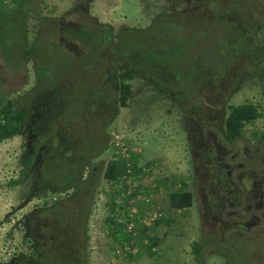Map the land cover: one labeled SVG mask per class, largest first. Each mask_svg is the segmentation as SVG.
I'll return each instance as SVG.
<instances>
[{
  "label": "rangeland",
  "instance_id": "rangeland-1",
  "mask_svg": "<svg viewBox=\"0 0 264 264\" xmlns=\"http://www.w3.org/2000/svg\"><path fill=\"white\" fill-rule=\"evenodd\" d=\"M189 1L0 0V92L16 109L31 108L29 125L0 143V264H50V255H32L36 242L25 217L56 205L66 218L87 194L72 188L48 196L45 155L29 162L41 140L36 131H43L33 126L53 98L46 89L51 77H67L57 68L68 66L63 58L78 56L62 42L64 27H144L163 14L194 13L203 0ZM219 4L228 13L197 30L174 77L170 71L159 75L169 81L167 88L137 76L128 105L118 106L110 120H99L113 146L93 159L101 173L87 214L60 234L66 248L79 254L78 264H195L196 242L202 243L205 264H264V0ZM174 55L159 60L172 67ZM97 57L91 60L95 66L77 64L80 98L101 76ZM243 103L255 104L261 116L230 143L228 106ZM68 115L80 118L77 134L89 132L90 117H77L78 110ZM50 135L57 141L54 130ZM116 152L126 158L128 174L113 182L104 178L103 167ZM182 189L193 191L194 203L174 209L169 193Z\"/></svg>",
  "mask_w": 264,
  "mask_h": 264
},
{
  "label": "trees",
  "instance_id": "trees-1",
  "mask_svg": "<svg viewBox=\"0 0 264 264\" xmlns=\"http://www.w3.org/2000/svg\"><path fill=\"white\" fill-rule=\"evenodd\" d=\"M11 1L20 2L21 0ZM208 1L210 0L201 1V5L193 10L194 13L184 11L180 14L177 12L163 14L153 19L150 25L144 27L128 25L115 31L110 24L102 23L100 32L94 29L78 30L68 24L67 27H64L67 30V35L62 42L66 47L76 51L78 56L77 58L75 56L63 58L62 60L69 62L68 66L62 63L60 64L62 69L57 68V71L67 77H51L53 85H48L46 89L52 90L53 98L48 108L45 106L47 109L43 110L41 121L38 123L43 126H39L37 123L33 126L34 129H42L43 131H36L40 133L41 140L35 142V150L29 162H35V158L40 153L42 156L45 155L42 157L43 175L48 185L43 192L45 194L49 192L48 196L55 192H67L72 188L86 190L87 194L83 198V203L84 201L87 203H81L79 206L80 202L78 204L76 202L75 211L78 208H84L82 212L86 209L87 211L82 215L81 212L74 223L80 219V216L83 217L87 214L88 204L91 202L92 194L99 182L101 170L98 169L97 163H94L93 159L113 146L111 138L106 132V126L102 127L101 124L100 127L99 120L105 118L110 120L117 113L118 106L128 105L133 93V82L137 76L154 79L155 83L162 88H167L169 81L167 84L165 76L159 75L162 72L168 73L170 71L171 76H173L172 70L179 68L178 65L183 61L182 55L187 51L188 45L195 41V34L204 25L203 23L207 20L218 19L222 15V11L224 12L223 15L228 13L229 8L221 10L222 6L219 1L222 0H214L216 2L213 5L207 4ZM194 17L204 20L201 23H186V21H192ZM1 30L2 25L0 24V38L2 36ZM174 53L178 55L173 56L174 64L172 67L164 65L159 60H167ZM95 55L99 56L97 58L102 63L101 76L80 98L77 89L79 92L82 86L78 88L80 81H78L79 75L75 70L77 71L79 66L84 68L91 64L95 66L96 64L91 61ZM78 59L81 61L78 62ZM79 94L81 96V92ZM79 99L82 102L80 101L78 104ZM74 100L77 103L76 106L73 105ZM29 108V106L24 105L22 108L16 109L14 101L4 97L0 92V143L9 137L20 134L24 127L29 125L31 115V108ZM69 110H78L77 117L81 114H84V118L90 117L87 122L90 128L89 132L85 131V135L81 132L77 134L76 127L78 125L75 127L74 124L80 118L69 119ZM260 116L261 112L253 103L230 104L225 120L226 140L234 143L242 138L245 125L254 122ZM56 121L60 123L55 127L51 126ZM52 130L57 133V141L54 140V136L50 135ZM127 166L123 153L116 152L115 157L109 159L103 167L104 178L113 182L122 180L128 174ZM86 170L89 174H85ZM169 202L174 209L191 207L194 203V193L188 189L171 191ZM111 206V210L114 211L116 203L113 201ZM58 207L54 205L52 209L36 208L27 215L26 221L28 234L36 242L35 248L31 251L32 255L38 259H46V256L50 255L52 259L50 264L57 263L50 251V245H46L49 238L48 223H51L52 216L64 221L75 213L74 211L68 217L61 218ZM107 221L110 224L114 223L113 216H109ZM61 231L59 232V242L68 260H70L69 264H78L80 261L79 254L75 250H68L62 243L60 240ZM201 250L202 243H194L195 264H205Z\"/></svg>",
  "mask_w": 264,
  "mask_h": 264
},
{
  "label": "water",
  "instance_id": "water-1",
  "mask_svg": "<svg viewBox=\"0 0 264 264\" xmlns=\"http://www.w3.org/2000/svg\"><path fill=\"white\" fill-rule=\"evenodd\" d=\"M84 208H78L68 219L61 221L56 216L51 217V223L48 228L50 251L57 264H68V258L64 253L59 242V232L73 224Z\"/></svg>",
  "mask_w": 264,
  "mask_h": 264
},
{
  "label": "flooded vegetation",
  "instance_id": "flooded-vegetation-1",
  "mask_svg": "<svg viewBox=\"0 0 264 264\" xmlns=\"http://www.w3.org/2000/svg\"><path fill=\"white\" fill-rule=\"evenodd\" d=\"M187 1H189V0H187ZM189 2H190V1H189ZM189 2H188V3H189ZM85 203H87V201H86ZM24 221H25V224H26L27 217H25V220H24ZM28 236H29V234H28ZM69 263H70V260H68V264H69Z\"/></svg>",
  "mask_w": 264,
  "mask_h": 264
},
{
  "label": "bare ground",
  "instance_id": "bare-ground-1",
  "mask_svg": "<svg viewBox=\"0 0 264 264\" xmlns=\"http://www.w3.org/2000/svg\"><path fill=\"white\" fill-rule=\"evenodd\" d=\"M75 122V121H74Z\"/></svg>",
  "mask_w": 264,
  "mask_h": 264
}]
</instances>
